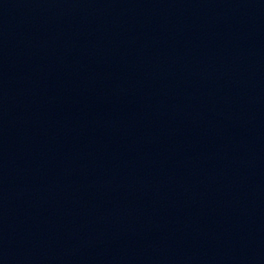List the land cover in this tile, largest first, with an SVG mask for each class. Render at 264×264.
<instances>
[{
	"label": "water",
	"instance_id": "obj_1",
	"mask_svg": "<svg viewBox=\"0 0 264 264\" xmlns=\"http://www.w3.org/2000/svg\"><path fill=\"white\" fill-rule=\"evenodd\" d=\"M0 264H264V0H0Z\"/></svg>",
	"mask_w": 264,
	"mask_h": 264
}]
</instances>
